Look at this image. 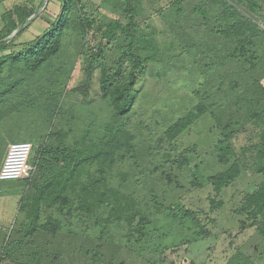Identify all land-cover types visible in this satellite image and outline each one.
<instances>
[{"label": "trees", "instance_id": "obj_1", "mask_svg": "<svg viewBox=\"0 0 264 264\" xmlns=\"http://www.w3.org/2000/svg\"><path fill=\"white\" fill-rule=\"evenodd\" d=\"M123 1V14L129 22L124 25L116 19L101 29L96 27L95 18L83 12L82 0H63L41 35L18 52L0 56V102H9L28 85L38 91L36 99L45 98L53 107L56 118L52 130L38 142L37 156L31 158L32 164H40L39 172L49 176L41 182H31L21 197V216L14 226L18 230L1 247L0 261L17 260L38 234L56 238L66 233L74 239L93 229L97 244L91 248L83 243L79 255L88 258L89 264H116L118 257L111 254L109 260L105 249L121 250L135 238L139 242L146 239L151 226L163 216L168 219V226L186 228L190 222L191 227H199L187 242L207 238L210 231L201 225L197 213L173 200L171 195L176 190L204 187L207 182L219 196L246 172L261 176L262 180L243 196L237 216L241 230L255 229L261 239L253 247L254 257L259 255L260 260L257 263L238 248L227 264H264V84L261 83L264 30L250 15L260 11L259 0H207L214 9H207L206 1L200 0L201 4L193 8L205 19L214 11L219 22L217 35L225 40V46H232L226 58L234 61L241 72L229 75V88L214 101L213 95L205 93L206 99L185 107L181 115L171 116L168 122L162 119L164 129L158 133L161 136L148 145L144 154L143 144L129 124L141 93L138 84L145 77L149 63L158 58L161 46L155 30L147 33L149 27L142 29L135 22L139 6L133 5L132 0ZM183 1L174 3L181 8ZM246 5L250 13L243 7ZM37 9L17 6L3 15V19H9V25L0 34V52L8 49L18 34L28 28V20ZM15 31L17 34L11 37ZM91 31L97 41L88 39ZM67 43L74 54L66 60L61 56ZM114 48L117 57L109 64L106 53ZM72 58H76L84 72L77 86L71 83L77 66L76 62L71 64ZM5 64L12 67L6 69ZM63 66L69 70L65 71ZM97 70L99 99H94L91 90ZM18 73L24 74L23 77L12 76ZM198 88H192V93L197 94ZM206 116L220 130L216 151L224 169L205 178L192 168L191 151L180 152L177 141ZM156 117L152 118L158 121ZM242 134L248 136L239 145ZM50 164L59 168L55 171L44 168ZM124 164L134 169L121 170ZM211 203L214 210L223 205L215 198ZM67 249L72 264L73 252ZM60 250L66 252L65 248ZM42 253L39 249L28 253L25 264H67L58 252Z\"/></svg>", "mask_w": 264, "mask_h": 264}, {"label": "rangeland", "instance_id": "obj_2", "mask_svg": "<svg viewBox=\"0 0 264 264\" xmlns=\"http://www.w3.org/2000/svg\"><path fill=\"white\" fill-rule=\"evenodd\" d=\"M132 1L133 5L139 6V15H136L135 22L142 29L149 27L147 33L155 30L158 43L161 46L158 58L149 63L145 77L138 84L141 93L133 109L135 114L129 124L131 130L136 132L142 142L141 153L144 154L148 145H153L154 141L161 136L158 133L164 129L162 127L164 120L162 119H167L168 122L171 116L181 115L180 112L185 107H190L200 99H206V94L213 95V101L219 98L220 92L229 88L231 81L229 75H234L241 68H238L234 61L226 58L227 52L231 51L232 46L229 44L225 46V40L217 35L216 25L219 22L213 14L214 11H211L206 19L202 14L193 11L194 7L201 4L200 0H184L181 8L174 3L176 0ZM205 1V5H203L207 9H214L212 2ZM230 1L239 2V0ZM62 2L63 0H52L46 9L45 6L49 0H0V34L9 25V19H3V15L13 11L17 6L37 7L32 18L43 13L35 20L29 19L28 28L22 31L24 28L22 27L20 29L22 32L13 40L8 49L0 52V56L18 52L35 37L41 35L47 27L49 19H53L58 13ZM81 3L83 12L96 19L98 28L106 29L112 23L111 21L116 19H119L124 25L129 22V19L123 14V7H125L123 0H82ZM246 6L243 7L250 13V7ZM258 6L260 11L258 13L251 12L250 15L264 30V0H259ZM77 14L79 17V13ZM93 33L94 31L90 32L88 39L97 41V36ZM16 34L17 31L11 37ZM63 52L65 54L61 58L66 60L74 54V50L68 46V43L67 46H64ZM106 56L111 64L112 60L117 57L116 48L108 51ZM71 61V64L74 65L76 58H72ZM77 63L73 70L72 86H77L84 78L83 68H81V64ZM69 65L67 64V67ZM3 67L7 69L12 66L5 64ZM17 67L19 68L21 65ZM67 67H65V71L69 70ZM257 74H259L258 71H256ZM23 75L18 73L12 76L23 77ZM99 78L100 72L97 70L91 90L94 99H99ZM261 83L264 84V75L261 77ZM220 85L221 90H219ZM198 86L199 94H193L192 88ZM22 89L9 102H0V168L10 143L22 141L25 137L38 143L44 135L46 136L52 130L56 122L53 107L46 103L45 98H35L38 91H34L28 85ZM99 102L100 100H97V103ZM161 113L162 116H160ZM154 116H157L156 118L160 121L153 119ZM246 136L248 135L240 136L242 140L239 145L246 142ZM219 138L220 130L215 126L212 118L206 116L179 137L177 147L180 152L191 151L189 158L192 168L197 169L206 178L224 169L218 160L216 151V142ZM34 151L36 150L33 149ZM146 164L149 167V164ZM125 165L121 170L134 169V166L127 167ZM151 179H155V176L153 175ZM261 180V176L244 172L219 196H216L213 187L207 182L204 187L176 190L171 198L195 211L200 217L201 225L210 231V236L199 237L192 242H187L192 238L191 234L194 230H200L199 227H191L190 222L187 227L191 228L168 226L166 223L168 219L163 216L155 225L151 226L146 239L139 242L135 238L121 250L111 247L105 249L109 253V260L110 255L113 254L118 257L116 264H227L236 250L241 248L243 253L253 257L254 261L258 263L259 255L254 257L256 253L253 251V247L262 241L257 237L255 229H240L237 209L243 196L253 191ZM19 181H0V249L9 236L18 230L14 226L21 216L19 203L21 197L28 190L27 185L20 184ZM214 198L223 203L215 210L212 209L211 203ZM93 232H95L93 229L88 230L86 235H82L80 238L74 237V239L66 233L58 235L56 238L47 234H38L30 240L34 243L30 242L28 247L23 248V255L21 254L17 260L4 258L0 264H25L28 253H33L38 249L43 251L42 255L58 252L61 255V260L70 264V250L67 247L71 248L73 252L72 256L75 260L72 264H89L87 263L90 261L88 258L86 259L82 254L79 255V247L83 243L91 248L97 244ZM119 241L121 240L119 239ZM61 248H65L66 252L62 253Z\"/></svg>", "mask_w": 264, "mask_h": 264}, {"label": "built area", "instance_id": "obj_3", "mask_svg": "<svg viewBox=\"0 0 264 264\" xmlns=\"http://www.w3.org/2000/svg\"><path fill=\"white\" fill-rule=\"evenodd\" d=\"M33 144L29 141L10 143L4 162L0 168V181L20 180L30 176V158Z\"/></svg>", "mask_w": 264, "mask_h": 264}, {"label": "crops", "instance_id": "obj_4", "mask_svg": "<svg viewBox=\"0 0 264 264\" xmlns=\"http://www.w3.org/2000/svg\"><path fill=\"white\" fill-rule=\"evenodd\" d=\"M22 141H29L33 144V149L36 150V148L38 147V143H35L32 139H29L27 137L24 138V140ZM36 151L32 152L31 158L36 157ZM31 158H30V164L32 166V172L30 174V176H28L27 178H23L20 179L19 182H21L20 184H26L27 188L28 186L31 184V182H41V180H44L45 178H47V176H49V174H42L39 172V170L41 169L40 164H32L31 163ZM62 165H60L61 167ZM45 169L48 170H57L59 168L58 165L55 164H50L44 167Z\"/></svg>", "mask_w": 264, "mask_h": 264}]
</instances>
